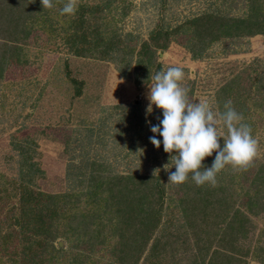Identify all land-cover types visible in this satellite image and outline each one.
Instances as JSON below:
<instances>
[{"label": "rangeland", "instance_id": "rangeland-1", "mask_svg": "<svg viewBox=\"0 0 264 264\" xmlns=\"http://www.w3.org/2000/svg\"><path fill=\"white\" fill-rule=\"evenodd\" d=\"M61 1L60 7L51 10V30L30 24L29 19L26 25L33 26L25 40L20 29L13 30L20 48L16 60L9 48L13 39L6 31L8 21L0 12V55L4 53L9 60L0 76V264L25 262L27 240L22 239L16 220L21 213L19 186L31 175L28 186L34 190L75 194L68 201L75 207L64 204L67 216L73 211L79 217L80 211L88 210L85 231L80 229L78 235L67 231L61 236L65 222L59 219L54 245L63 247L64 253L53 264H69L73 256L77 258L74 264H118L113 255L116 250L111 249L120 238L109 221L119 207L112 206L118 194L104 201L108 194L102 185L90 204L85 193L97 180L121 175L142 178L140 192L151 199L157 188L147 190L146 185L159 182L163 202L161 222L140 256L133 249L126 254L129 261L119 264H207L229 258L227 264H264V182L260 184L257 178L264 165V33L221 37L193 56L202 45L200 41L205 43L208 37H196L187 26L188 20L205 14L246 16L249 0H76L102 8L84 25L87 39L98 28L103 41L115 40L107 54L105 44L87 43L81 56L73 54L60 29L62 21L70 17L60 11L56 14L64 3ZM156 28L170 32L168 46L157 49L150 63H137L142 42L150 41V32ZM157 63L158 71L169 66L183 69L180 84L188 89L190 101L207 100L219 112L230 100L251 125L257 141L256 156L246 169L229 165L217 173L215 187L223 189L215 191L218 199L204 213L193 199L209 185L197 186L191 173L181 184L168 182V172L175 171L171 165L174 153H166L162 144L157 148L149 140L154 134L146 119L154 125L161 116L154 105L152 113L145 115ZM143 65L148 82L143 79L146 75L136 77L137 68ZM135 77L141 80L138 86ZM228 82L231 90L222 91ZM77 86L79 95H75ZM220 132L226 135L222 126ZM157 139L162 137L157 134ZM219 143L223 144L222 137ZM214 157L215 151L202 165L210 167ZM29 162L34 169L27 173ZM164 165L169 167L167 171ZM255 194L260 202L247 209L248 201L256 202ZM221 196L228 201V216L236 207L242 212L243 233L230 230L221 237L230 219L222 220ZM5 233L11 237L2 245ZM121 255L116 252V256ZM39 256L40 251L34 259Z\"/></svg>", "mask_w": 264, "mask_h": 264}, {"label": "trees", "instance_id": "trees-1", "mask_svg": "<svg viewBox=\"0 0 264 264\" xmlns=\"http://www.w3.org/2000/svg\"><path fill=\"white\" fill-rule=\"evenodd\" d=\"M60 4H62L61 0H52V7L42 6L41 0H0V12H2V15H6L5 19L8 21L6 31L8 32L10 38L13 39V44L9 47L10 51L15 54L13 60H16V58L19 57L20 52V48L15 44L18 37L12 33L13 30L17 28L20 29L22 32L21 39L25 40L30 31V27L33 26L26 25L25 21L27 19H29L30 24L36 23L41 24L42 26L45 25L47 29L51 30L53 28V22L51 23L52 14H50L51 10L54 9L53 6L60 7ZM77 5L78 7L75 14L64 19L62 21V27L60 28L64 33L65 40L70 44L73 54L78 56L83 55L85 51L83 50L84 45L87 43L94 46L100 45V43L101 45L105 44L103 50L106 54L109 53L111 50L110 48L113 44H115V40L109 39L103 41L101 32L97 30L98 28L91 32V39H87L88 32L84 28L88 17H90L94 11H100L102 9L101 5H88L86 3H77ZM248 5L249 11L246 16L227 17L205 14L188 20L187 26L188 28H192L196 37L200 38L203 34V37H208L207 42L204 43V40L200 41L202 42L201 47H199L198 50L193 51L192 55H200L202 48L221 37L230 38L240 35H255L258 33H264V0H249ZM59 11L60 9H58L56 14H58ZM162 31L163 30L159 28L152 30L149 35L150 41L145 40L142 42L140 49L138 50L139 57L137 63H142L144 61L145 64L146 60L150 63L157 49L164 50L168 46L171 39L170 32ZM116 39L118 40L117 36ZM3 45L8 47L9 44L3 43ZM7 57L8 56H5L4 53L0 55V76L5 68V63L9 61L5 60ZM9 57H12V55ZM137 69L136 77L146 75L147 71L145 72L146 68L144 65L142 67H138ZM156 69L158 72L160 69L159 63L156 64ZM119 70L123 72L122 68ZM122 75L125 76L126 74L124 75L123 73ZM136 77L135 81L138 86V84L141 83V80ZM143 79L145 82L150 81L147 75ZM74 82L76 81L74 80ZM76 88L75 95H79L80 88L78 86ZM230 90V82L222 87V91L224 92H228ZM160 117L162 118V116ZM263 168L264 165L258 169V171H262V174L257 177L260 184L264 182ZM33 169V163L29 162L27 173H29V171L31 172ZM32 177L33 176L31 175L27 178V182H25V184L19 186L21 201L19 206L21 213L16 222L21 228L22 239L27 240V244L24 246L25 258L23 257L22 259L25 261L23 262L24 264H53L57 257L64 253L63 247L54 245V239H56L59 233L61 236H64L68 231L73 236V234L78 235L80 229L85 231V220L87 219L88 210L80 211L81 213L79 214V217H77V213L74 214L73 211L67 216L64 204L66 207L67 205L70 208L75 207L74 205L68 204L69 198L75 194H48L34 190L28 186ZM102 185H105L108 194V196L104 197V201H107L109 197H112L113 199L115 194H118L116 202L112 206L119 204V207L115 208L114 214L116 215H112L109 218V221L112 228L118 231L120 239L117 242V245H115L111 250H116L113 252L116 262L118 264L124 263L129 261V259L126 258V254H129V252L133 249L136 250V255L140 256L139 253L144 248V245L147 244L151 235L159 226L161 222L160 211L163 202V189L159 182L156 181H152L150 186L146 185L147 190L157 188V193L151 199L146 193L141 194L140 192L141 189L139 186L143 185L142 178L137 176L121 175L115 179L113 177L108 180L99 179L94 184L92 183V185L87 188L85 193L86 199H88L86 200V203H94L93 201L100 192V187ZM114 186L116 188H114ZM222 189L223 187L217 188L210 187L209 185L205 187V190L202 191L199 196L195 194L193 200L200 203V207L203 210L202 213H204V210L211 205L213 200L218 199L215 191H220ZM197 192L199 193V190ZM214 195H216L215 199H213ZM253 197L256 202L248 201L246 204L247 209L257 206L259 199L256 198V194ZM65 198L68 199L66 202ZM185 199L186 198L183 197L181 198V201L184 202ZM218 203L220 211L223 212L222 220L224 221L227 217H230L229 221H226V228L222 231L221 237L222 234L226 235V232L230 230H238L243 233L245 226L243 219L240 217L242 212L239 208H234V214L228 216V208H226V205L229 204L225 196H221ZM93 209L94 208L91 210ZM185 210L186 209L184 207L183 211L185 212ZM55 219H58L57 222ZM59 219L60 221L64 220V228L66 226V229L63 228L62 232H59L57 229ZM100 230L101 228H99V233ZM1 236L3 237L1 244L3 245L8 242L11 234L5 233ZM155 247L156 245L153 246V248ZM38 251H40V256L37 259H34V256ZM116 252H121L122 255L116 256ZM46 253L49 254L48 257L45 256ZM76 259V256H73L72 261L69 264H74ZM133 261L135 262L136 259ZM226 261L217 263L212 262L211 260L208 261L207 264H227ZM1 264H3V262Z\"/></svg>", "mask_w": 264, "mask_h": 264}, {"label": "clouds", "instance_id": "clouds-1", "mask_svg": "<svg viewBox=\"0 0 264 264\" xmlns=\"http://www.w3.org/2000/svg\"><path fill=\"white\" fill-rule=\"evenodd\" d=\"M44 7H52V0H41ZM76 0H64L60 8L61 15L72 16L77 10ZM184 71L179 66H169L151 77L147 93L148 105L146 117L152 113L153 105L161 110L159 123L151 124L150 142L157 148L163 145L166 153L171 155V165L175 171L168 172V182L181 184L189 173L197 186L217 184V173L226 166L242 170L256 156L257 141L252 135V128L243 115L237 112L230 100L223 105L222 111H215L207 100L190 101L188 89L180 82ZM226 129L222 135L220 127ZM157 134L162 137L157 139ZM223 138V144L219 138ZM215 157L211 166H203L206 156ZM167 165V164H166ZM165 171L169 167H165Z\"/></svg>", "mask_w": 264, "mask_h": 264}]
</instances>
